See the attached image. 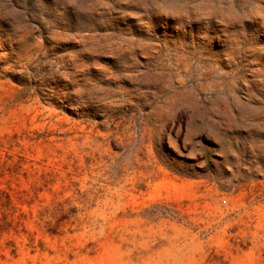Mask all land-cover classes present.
I'll list each match as a JSON object with an SVG mask.
<instances>
[{
  "label": "rangeland",
  "instance_id": "rangeland-1",
  "mask_svg": "<svg viewBox=\"0 0 264 264\" xmlns=\"http://www.w3.org/2000/svg\"><path fill=\"white\" fill-rule=\"evenodd\" d=\"M0 264H264V0H0Z\"/></svg>",
  "mask_w": 264,
  "mask_h": 264
}]
</instances>
